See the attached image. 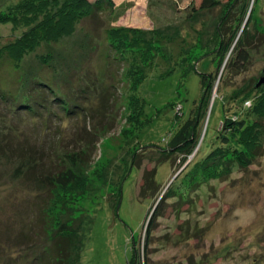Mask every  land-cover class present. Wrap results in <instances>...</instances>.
Returning <instances> with one entry per match:
<instances>
[{
	"label": "rangeland",
	"instance_id": "374dc122",
	"mask_svg": "<svg viewBox=\"0 0 264 264\" xmlns=\"http://www.w3.org/2000/svg\"><path fill=\"white\" fill-rule=\"evenodd\" d=\"M22 1L0 0V14L14 13ZM112 1L113 7L102 2L92 17L77 21L72 34L42 42L20 61L9 59L4 46L27 27L0 24L4 49L0 89L15 95L7 100L0 97V156H11L0 157V236L7 224L12 228L9 240V233L0 237V264H39L36 257H56V242L48 240V233H54L50 211L54 195L35 181L12 178L28 157L24 149L30 147L49 152V158H43L48 166L51 160L61 165L72 151L84 159L75 168L85 184L72 189L70 204L60 216L61 222L79 224L74 241L80 245L78 264H127L132 245L146 250L141 262L148 264H264V149L248 168L234 166L225 179L185 189V198L175 195L161 200L167 185L173 180L180 184L188 164L217 145L225 116L235 119L236 112L244 109L245 116L254 118L246 110L252 100L245 103L242 97L264 88V83L256 86L264 75V0H220L212 9H201L200 0H116V7ZM242 17L245 23L249 19L248 29L254 35L247 45L248 62L243 69H224L228 54L219 63L218 26L224 21L222 30L231 31ZM108 27L143 31L156 41L157 49L147 51L151 58L135 48L127 50V61L114 59L116 51L106 40ZM51 55L62 69L60 76L71 81L61 83V93L78 96L91 84L86 94L93 88L96 106L102 91L110 94L114 114L97 139L88 133L94 123L79 110L66 114L55 100L37 116L21 108L30 82L51 80V62L44 64L40 58ZM66 61L76 65L69 66L70 74L65 73ZM131 63L151 67L137 88L145 101L141 123L129 116L134 110L128 102L133 81L126 71ZM202 73L213 77L210 100L200 120L197 144L184 161L178 153L166 151L181 124L197 112ZM136 75L134 79L141 77ZM83 96L75 98L78 103L88 102L79 98ZM14 147L25 157L14 156ZM152 171L154 192L147 186ZM157 205L160 215L148 235ZM45 262L61 264L58 259Z\"/></svg>",
	"mask_w": 264,
	"mask_h": 264
},
{
	"label": "trees",
	"instance_id": "16d2710c",
	"mask_svg": "<svg viewBox=\"0 0 264 264\" xmlns=\"http://www.w3.org/2000/svg\"><path fill=\"white\" fill-rule=\"evenodd\" d=\"M102 2H107L113 7L112 0L22 1L16 6L17 9L14 13L0 14V24L11 23L12 26L27 27L18 38L4 46L7 57L14 61H20L26 53L33 51L42 42H56L59 38L72 34L75 30V23L88 16L92 17L99 11L98 8L101 6ZM219 4L220 0H200L199 7L201 9H212ZM244 17L239 20L238 24L231 31L222 30L224 21L222 22L223 25L221 23V25L218 26L219 44L216 54L219 56V63H221L228 54L224 69H243L248 62L249 53L247 45L251 42L250 39H253L254 35L250 33L248 29L249 19L247 20V23H245ZM242 26L243 29H240ZM105 31L107 33L106 40L108 45L116 51V55L119 53V56L115 55L113 57L114 59L127 61L129 57L126 52H132L135 48L139 49V51L142 52L141 54L146 55V57L150 55L147 51H150L152 48L157 49L154 45L156 41L153 40V38L147 37L143 31L127 27H108ZM2 48H0V55H2L1 52L4 50ZM51 57H40L41 60L45 62L44 64L51 62V64H49V67H52L51 71L53 76L51 77V80H34L33 82H30L31 89L29 95H25L26 97L23 100L21 99L22 103H19L20 106H22L21 108H25L31 115L37 116L41 114V110L48 109V102L52 103L53 100H55L58 109L61 108V111H64L66 114L77 112V110H79V113L82 114L84 119L94 123V130L90 129L88 133H90L89 136L94 135L97 139L99 130H104L106 128L105 121H111L110 114H114L112 111L113 109L111 110L109 108L108 99L110 98V94L108 91H102L100 98L98 96L99 103L96 106L97 100H95L96 97L95 94H93V88L90 89L89 94H86L91 84L80 89L82 91L78 95L80 96L81 94H84L85 97L83 96L79 98L81 100L85 99L84 101L88 100L86 103H78L77 99H75L78 98L76 94L74 97H70L67 94L61 93V83L69 85L71 81L68 80L67 76H60L62 69L57 63H54V56L51 55ZM151 57L152 55L148 58ZM57 58L60 59V56ZM57 58L56 60H58ZM131 58H133V56H131ZM51 59L54 61L52 62ZM66 63L65 73L68 74L70 72L69 66H72L71 68L73 69L76 65L71 61H66ZM149 65L148 67H142L131 63L129 66L131 69L126 70L127 72H130L128 74L130 77L128 78L129 81H133L130 86L128 102L130 106L131 104L134 106V110L131 111L129 116L130 118H135L134 120L138 121V123H141L142 121L141 118L144 113L145 101L137 94V88L139 83L145 78L146 71L151 69ZM137 72L141 77L134 79ZM186 73L187 71H185L183 75H186ZM200 83L202 97L197 112L195 115L190 113L189 117L181 124L169 140L168 149L166 151L169 155L178 153L184 161L189 154L192 153L198 141L200 120L205 113L210 100V91L213 83L212 75L202 73ZM0 90V97L4 100L15 96L9 91L6 92L2 89ZM229 98L232 99V97ZM247 100H252V105L246 110L248 113L253 114L254 118L249 115L245 116L244 109L236 112L237 115L235 119L225 116L222 120V126L218 130L217 145L211 147L204 157L196 159L188 164V167L182 172L183 176L180 179V184H177L179 181L177 182L175 180V182L173 180L174 182L172 181V183L167 186L161 200L175 195H178L180 198H185L187 197L185 189L186 191L188 189L190 190L191 186L196 185L197 187L204 182H209L211 179H225L229 176L234 166L248 168L254 163V160L263 153L264 122L261 120L264 121V88L258 89L254 95L252 92H247L246 95L242 97V102ZM50 110H52V107ZM136 126L138 128L139 124ZM8 144L9 143H7V145ZM26 149L29 152L28 157L26 160L25 158L23 160L21 159L22 161L12 174V178L26 179V181L29 182L35 181L39 187L43 188V190L46 189L49 193L54 195V200L52 199L53 205L50 209L51 214H53L51 216H53L52 218L54 219V225H52L54 227V233L52 235H49L50 233H48V240L56 242V257H48L49 255H47V257L42 259L41 256H39L36 257V260L38 261L37 263L44 264L45 260L56 261L58 259L61 264H78L80 260V253L78 252L80 245H77L74 241L79 236V224H77V226L73 224L72 226L71 224L73 222L71 220L61 222L60 216L62 215V212H64V209L66 210V204H70L68 202L72 196H69V194L72 189L76 186L83 187L85 184L84 179L77 173L75 168L84 159L79 157L77 152L72 153V151L70 155H67V160L62 159V163L60 162L62 166L59 162L57 163L53 160H51V162H53L52 165L48 166V164L44 163L43 159L45 158L46 160L49 158L48 151L30 147L25 148L24 153ZM14 150H16V153L12 151L14 156L20 155V158L21 156L25 157L19 149L17 150L15 148ZM17 152L21 153L18 154ZM0 157L10 158L11 156H7V154L4 153L3 156ZM134 160L135 156L132 157V165H134ZM147 177H149L150 180L147 182L149 190H153V192L156 191L157 186L152 183L153 171L151 175ZM116 204L117 202L115 205ZM158 205L149 221L147 228L148 235H150V231L153 228V220L160 215V208ZM43 210H45V208H43ZM44 219L46 223L47 220L45 216ZM11 229L10 224H7V227L1 232L0 237H6ZM6 230L7 232L5 233ZM11 236L12 235L9 233L6 239L9 240L8 238H11ZM15 240L17 242L18 238ZM147 246L148 237L144 241V247L146 248ZM131 249L132 254L127 264H148V262H141V257L147 254L143 247L137 249L132 245ZM60 251L63 252V256L61 257L58 256ZM47 261L45 263H47Z\"/></svg>",
	"mask_w": 264,
	"mask_h": 264
},
{
	"label": "water",
	"instance_id": "95a60500",
	"mask_svg": "<svg viewBox=\"0 0 264 264\" xmlns=\"http://www.w3.org/2000/svg\"><path fill=\"white\" fill-rule=\"evenodd\" d=\"M263 72H264V70H263ZM262 83H264V75L261 76V77L259 78V80H258L256 86H259V85H261ZM170 182H171V181H170ZM170 182H169V183H170ZM167 186H168V185H167Z\"/></svg>",
	"mask_w": 264,
	"mask_h": 264
},
{
	"label": "built area",
	"instance_id": "2783aa9c",
	"mask_svg": "<svg viewBox=\"0 0 264 264\" xmlns=\"http://www.w3.org/2000/svg\"><path fill=\"white\" fill-rule=\"evenodd\" d=\"M248 102H250V101L249 100L245 101V103H248ZM246 106H249V104H246Z\"/></svg>",
	"mask_w": 264,
	"mask_h": 264
},
{
	"label": "crops",
	"instance_id": "0c3cea01",
	"mask_svg": "<svg viewBox=\"0 0 264 264\" xmlns=\"http://www.w3.org/2000/svg\"><path fill=\"white\" fill-rule=\"evenodd\" d=\"M114 2H115V7H116V6L118 5V4H117L118 2H117L116 0H114Z\"/></svg>",
	"mask_w": 264,
	"mask_h": 264
}]
</instances>
